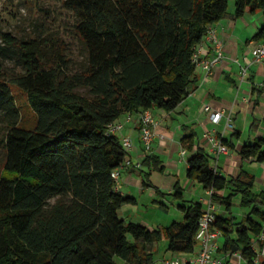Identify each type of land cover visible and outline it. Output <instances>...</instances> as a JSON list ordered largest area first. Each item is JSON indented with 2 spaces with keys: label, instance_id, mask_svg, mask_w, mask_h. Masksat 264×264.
Segmentation results:
<instances>
[{
  "label": "trees",
  "instance_id": "1",
  "mask_svg": "<svg viewBox=\"0 0 264 264\" xmlns=\"http://www.w3.org/2000/svg\"><path fill=\"white\" fill-rule=\"evenodd\" d=\"M63 5L75 16L85 51L81 72L70 69L59 35L19 37L0 29V145L5 150L0 264H153L154 244L165 240L169 251L194 252L201 201L179 203L184 218L168 226L151 228L121 216L122 207L137 200L116 188L112 173L129 152L108 126L129 111L174 110L187 97L198 81L197 47L208 26L226 15L229 1L63 0ZM236 5L240 17L264 12V0ZM254 39H264V25ZM11 62L21 69L12 70ZM11 84L27 93L37 113L33 129L22 126ZM183 141L193 148V135ZM263 146V137L245 143L242 158L263 162ZM161 162L148 154L143 175L162 170ZM189 164L187 176L214 188V199L228 213H218L213 223L222 233L217 255L234 264L240 253L252 264L255 243L264 234V191L256 192L255 175L244 167L238 176L222 175L203 147ZM173 195L183 198L179 182ZM238 196L249 209L242 220L233 212Z\"/></svg>",
  "mask_w": 264,
  "mask_h": 264
},
{
  "label": "crops",
  "instance_id": "2",
  "mask_svg": "<svg viewBox=\"0 0 264 264\" xmlns=\"http://www.w3.org/2000/svg\"><path fill=\"white\" fill-rule=\"evenodd\" d=\"M214 25L224 42V59L214 66L213 73L208 77H205L202 66L197 65L198 81L190 86L189 94L174 110L152 108L157 125L155 126L156 136L150 150L145 147L142 140L139 112H134V117L130 121H126V114L117 120L125 122L123 134L130 135L133 139V147L128 156L131 164L122 169L119 186L124 195L136 198L137 201L131 204L139 206L141 201L136 195L127 191L139 190L140 186L141 194L145 195L148 190L153 191L149 194L152 197V204L160 203L167 210L170 207L165 203L166 197L173 196L178 182L183 193V198L175 197L178 208L179 203L188 205L205 197L204 186L187 176V170L190 167L189 159L199 147H203L211 154V166H217L222 175L238 176L244 167L255 175L256 192L264 191V161L251 158L244 160L241 155V149L245 143H255L259 138H264V63L255 62L252 53L258 44L264 42V39L259 41L254 39V35L264 25V21L257 18V13L246 12L240 17L234 10L227 12ZM198 48L203 58L215 56L212 42L208 37H205ZM244 67H247L245 75H243ZM207 105L213 109L233 111L234 128L225 129L224 120L214 123L210 118V112L205 109ZM208 132L223 136L226 139L225 144L229 147V151L221 153L218 160L208 143L206 136ZM190 135H193V148H189L183 141ZM184 150L185 153H183ZM148 154L159 156L162 161L160 166H163V169H153L151 176L146 178L143 172L147 170V167L142 165L141 168H137L136 164L143 163ZM155 171L160 173L159 183L153 180ZM229 192L230 190H226L224 194ZM240 201V196L235 197L233 205V212L238 220H242L244 214L249 211L248 208L240 205ZM127 204L130 203H126L122 209ZM218 204V213L228 214L225 208ZM148 206L151 205L148 204ZM125 218L130 220L131 214ZM142 224L148 223L143 221ZM168 225L157 224L155 227ZM197 245L192 253H176L165 249L162 257H156L155 261L172 257L191 261L200 253ZM157 246L165 248L160 242L154 244L155 249ZM233 262L234 264H250L248 260L240 259L237 254ZM261 263L264 264V256L261 257Z\"/></svg>",
  "mask_w": 264,
  "mask_h": 264
},
{
  "label": "rangeland",
  "instance_id": "3",
  "mask_svg": "<svg viewBox=\"0 0 264 264\" xmlns=\"http://www.w3.org/2000/svg\"><path fill=\"white\" fill-rule=\"evenodd\" d=\"M228 12H233L237 7V0H228ZM249 16V15H248ZM257 18L264 21V12L257 13ZM0 29L12 32L19 37L40 36V37H53L59 35L62 37L67 45L69 52V67L72 71L81 72L84 70L86 63V55L83 49V44L79 35L75 30V16L72 11L65 8L63 0H0ZM3 43L0 37V44ZM13 69L20 70L15 62L8 63ZM13 94L17 100L22 114V126L33 129L36 125L37 113L31 105L27 93L18 85L11 84ZM82 92L87 93L84 88L80 89ZM0 130L4 127L0 124ZM3 134V133H2ZM0 132V139L2 137ZM5 150L0 145V173L4 165ZM142 178V176H140ZM153 180L161 181L160 173L155 171ZM134 191V192H133ZM128 190V193L136 195L141 203L139 206L135 204H127L121 210V216L127 217L131 214L133 221L148 223L149 227H155L157 224L168 225L173 220H183L184 212L177 207L175 196L169 195L166 197L165 203L170 207L165 210L162 204H152L153 191L148 190L141 194L139 190ZM144 196V197H143ZM143 197V198H141ZM55 198L51 199L54 202ZM239 201V200H236ZM150 204L151 206H148ZM160 244L167 245L166 240L161 241ZM166 248V247H165ZM164 247L157 246V258H161L165 250ZM202 244L198 241L197 250H201ZM185 256V255H184Z\"/></svg>",
  "mask_w": 264,
  "mask_h": 264
},
{
  "label": "built area",
  "instance_id": "4",
  "mask_svg": "<svg viewBox=\"0 0 264 264\" xmlns=\"http://www.w3.org/2000/svg\"><path fill=\"white\" fill-rule=\"evenodd\" d=\"M208 39L212 42L213 49L215 51V56L212 58H203L200 55V49L197 47V51L194 54V61L197 65L202 66L205 72V77L210 76L213 73L214 66H216L225 57L224 42L219 36L218 29L214 24L208 26L207 35ZM254 61L258 63H264V42L258 44L252 51ZM247 73V67L243 68V75ZM264 85V82H263ZM206 111L210 112V118L214 123H220L224 120L225 129H233L234 114L233 111L227 112L225 110L213 109L210 105L205 107ZM134 117V112L129 111L126 113V121L132 120ZM139 120L141 127L142 140L147 149H151L153 146V141L156 136L155 126L157 125V120L154 116L152 108L143 109L139 111ZM125 128V122L114 121L109 124L108 132L117 134L121 137L123 145L129 152L133 147V139L130 135L123 134ZM208 138V143L210 144L211 151L219 159V155L224 152L229 151V147L223 142V136H217L214 132H208L206 134ZM186 151L184 150L183 153ZM218 163V161H217ZM130 160L124 162V164L115 169L112 173L117 190L120 186V176L123 168L130 166ZM137 168L142 167V163L136 164ZM217 169V166L213 167ZM214 188L206 189V196L200 201L204 203V210L199 219V229L196 235V239L201 242L202 248L199 255L192 259L191 261H185L180 257L163 258L156 260L153 264H225L224 258L217 255V249L219 247V237L221 236V231L213 227V223L217 218L219 212V204L214 199ZM263 241L261 244L260 242ZM254 249L256 251V256L253 259L252 264H262L261 257L264 256V234L260 235L255 243ZM240 259H245L242 254L237 253Z\"/></svg>",
  "mask_w": 264,
  "mask_h": 264
}]
</instances>
